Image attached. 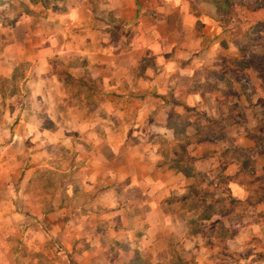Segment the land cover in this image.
I'll return each instance as SVG.
<instances>
[{
	"label": "crops",
	"instance_id": "obj_1",
	"mask_svg": "<svg viewBox=\"0 0 264 264\" xmlns=\"http://www.w3.org/2000/svg\"><path fill=\"white\" fill-rule=\"evenodd\" d=\"M159 1L161 6L149 8L138 0L108 4L122 7L114 15L124 23L135 19L127 48L119 36L108 42V22L94 23L92 15L76 5L70 6L66 21L60 19L53 28L51 22L36 32L25 25L12 28L21 31L12 32L0 51V75L10 77L20 62L31 67L21 79L19 116L0 112V264H12L8 238L23 223L38 231L49 223L54 236L76 248L80 264H173L168 238L179 234L175 225L181 212L163 205L190 200L191 175L173 165L168 160L172 157L165 159L156 150L145 154L125 142L141 139L130 129L132 124L173 133V111L204 108L199 86L183 84L182 79L194 71L217 69V55L205 56L194 46L204 37L212 39L218 26L211 18L215 10L189 6L187 0ZM24 20L21 23H27ZM215 42L209 46L214 48ZM76 51L84 60L79 66ZM59 66L62 70L53 73ZM67 77L73 83L83 80L84 95L77 96ZM53 84L58 94L51 92ZM91 93L97 95L95 102L87 99ZM1 100L0 95V107ZM30 141L36 145L31 161L26 148ZM46 141L70 153L67 171L72 178L66 186H61L62 170L55 164L61 158L58 150L49 151ZM43 168L54 177L47 213L43 194L34 201L23 188L32 173ZM227 182L234 197H248L243 184ZM263 204L256 203V209Z\"/></svg>",
	"mask_w": 264,
	"mask_h": 264
},
{
	"label": "rangeland",
	"instance_id": "obj_2",
	"mask_svg": "<svg viewBox=\"0 0 264 264\" xmlns=\"http://www.w3.org/2000/svg\"><path fill=\"white\" fill-rule=\"evenodd\" d=\"M112 1L115 0H0V51L9 42L12 32L21 31V28L12 30L16 25L28 26L36 32L37 27L44 26L46 22L48 25L45 27H49L51 22L50 28H53L60 19H67L70 6L74 8L75 5L82 8V13H90L94 23L108 22V42L116 41L119 36L127 48L134 36L136 22L133 18L128 25L124 19L114 15L122 7L108 6ZM187 1L189 6L195 5L210 13L215 10L211 18L218 26L212 39L204 37L203 43L194 47L205 56L216 54L219 70L194 71L189 78L182 79L183 84L199 86L204 108L184 109L182 113L173 111L174 131L168 134L148 125L123 124V127L129 126L132 132L135 131L136 136H141V139L135 137L125 144L135 145L145 154L156 150L165 159L172 157L168 160L174 161L173 165L180 166L191 175L190 200L163 205L170 211L181 212V218L175 225L179 234L168 238L173 264H264V204L260 210L256 209V204L245 207L231 205L227 196V192L232 194L227 182L232 177L230 180L243 184L249 195H254L258 181H264V0H247L258 8L255 19L235 14L229 7V0ZM138 2L145 8L148 4H162L159 0ZM24 18H27L25 24L21 23ZM214 39L216 42L211 48L209 42ZM76 53L75 63L79 66L84 60L80 51ZM25 67L29 69L31 63H26ZM56 70L60 71L62 67H54L53 73ZM66 79L71 88L76 89L78 97L84 95L83 80L73 83L68 77ZM21 82V79L15 81L14 95L10 94L11 86L4 88L0 107L2 115L9 111L11 117L19 116L18 94L20 88H24ZM109 84L112 83L109 81ZM50 87H54L52 93L58 94L55 84ZM96 96L91 93L87 99L95 102ZM64 111L68 112L67 109ZM52 113H45L46 118ZM241 120L245 123L241 124ZM45 146L49 151L58 150L61 158L55 160V164L62 170L61 186H66L72 178L67 171L70 153L50 141H46ZM27 147L28 160L31 161L30 154L36 150V145L30 141ZM48 161L52 163L51 159ZM31 176L23 188L30 197L33 194L34 201L37 200L36 195L39 194L40 200L43 194L46 202L44 213H47L52 197V172L43 168ZM221 208L227 212L226 215H220ZM32 223H37L34 218ZM29 224L23 223L8 238L13 251L12 264H80L81 257L76 248L70 249L62 238L54 236L49 223L40 224L39 231L36 227L26 228Z\"/></svg>",
	"mask_w": 264,
	"mask_h": 264
},
{
	"label": "trees",
	"instance_id": "obj_3",
	"mask_svg": "<svg viewBox=\"0 0 264 264\" xmlns=\"http://www.w3.org/2000/svg\"><path fill=\"white\" fill-rule=\"evenodd\" d=\"M43 2V0H41ZM229 7L232 9L235 14L242 15L244 18L255 19L257 17V7H253L247 0L238 1V0H229ZM264 8V7H263ZM26 62L18 63L13 70V73L10 77H4L0 75V95L4 96V88L11 86L10 94L14 95L16 93L15 81L20 80L24 77L26 70ZM245 120H241V124H244ZM234 178V177H232ZM230 178V179H232ZM254 195H249L246 199L242 200L234 197L230 192H227V196L230 199L231 205H241L245 206H254L256 203L264 200V181H258L255 184ZM191 195V193H190ZM223 208L220 209V215H226ZM236 214V213H234Z\"/></svg>",
	"mask_w": 264,
	"mask_h": 264
}]
</instances>
